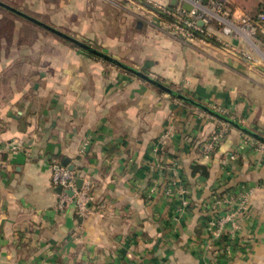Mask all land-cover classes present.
I'll use <instances>...</instances> for the list:
<instances>
[{"label": "crops", "instance_id": "crops-1", "mask_svg": "<svg viewBox=\"0 0 264 264\" xmlns=\"http://www.w3.org/2000/svg\"><path fill=\"white\" fill-rule=\"evenodd\" d=\"M227 10L234 20L256 18L264 0H227ZM255 26L264 47V22ZM224 40L159 35L150 51L125 54L264 136V60L247 41ZM74 54L43 55L23 84L19 70L4 79L13 61L0 55V264H264V144L231 127L206 157L202 144L222 121L95 55ZM66 159L90 183L88 217L56 209L52 166ZM196 164L208 175L193 174ZM250 191L236 232L215 237L209 222L227 208L220 202Z\"/></svg>", "mask_w": 264, "mask_h": 264}, {"label": "rangeland", "instance_id": "rangeland-1", "mask_svg": "<svg viewBox=\"0 0 264 264\" xmlns=\"http://www.w3.org/2000/svg\"><path fill=\"white\" fill-rule=\"evenodd\" d=\"M0 1L101 51H104L124 63L125 61L123 59H129V55L125 54L126 51H140V48L145 52L147 49L150 51L151 47L153 48L157 45L154 44L156 37L159 35L167 36V34H171L174 38L190 43L202 39L222 44L223 41H225L224 39L227 38H233L236 40L242 39L249 43L250 47H247L256 57L260 56V58H263L264 60V47L256 41L255 35L247 31L246 27H243V24L236 22L237 18L235 20L233 19L234 21H229L226 18L229 23L212 19V32L209 33L208 37L197 36L194 39L187 41L183 35L184 32L174 27L173 21L171 19L169 20V17L165 12L166 7L171 6L172 3H167L164 0ZM215 11L217 12L218 10ZM13 14L0 7V20L10 21V24L12 25L15 24L13 27L14 33L11 36V41L8 43L7 38H5V40H2L0 44V55H7L5 56V63L7 64L9 59L13 61L11 64L13 67L5 70V80L14 78L12 77L14 76L13 71L15 74H18V70L20 73H23L20 80L22 84L25 80L34 78L32 77L33 74L36 75V71L42 67L41 59L44 57L43 55H58V58L63 57L62 55H73L74 52L78 54L83 53V55H86L84 52H87L90 53V55H94L91 52L79 48L71 42L52 34L46 29L39 26H33L29 23L25 24V19L19 16L16 17ZM229 19H231V17H229ZM18 20H24V23H19ZM232 23L236 26H233ZM226 30L230 32L227 34ZM139 33L142 35V40H138L139 38H136L140 37ZM134 38L137 39V43H135V45L133 43ZM232 48L236 47L234 46ZM13 58L16 59L15 62ZM1 60L2 57L0 58V63L2 62ZM135 60L136 61L133 63L130 62L131 60L129 59V61H126V64L143 71L141 64H139L140 59L137 58ZM102 63L109 64L103 59ZM178 89L179 88H176L175 90ZM248 89L253 90L252 87ZM180 92L183 93L182 90ZM257 106L262 109V104L261 102L259 103L258 100ZM214 109L218 111L221 110L217 107ZM220 112L227 115L224 111ZM224 125L227 127V132L230 133L231 127L224 122L220 123L219 128ZM216 131L203 142V152H205V147L208 145L211 137L217 133ZM167 139L168 137L166 135L163 136L161 139L162 143L165 144ZM224 141L225 140L223 139L218 144L220 145ZM216 149L217 147H215L210 155L214 153ZM54 166H58V168L62 167L61 164L57 163L54 164ZM75 172L77 173V171ZM68 207L65 208V211Z\"/></svg>", "mask_w": 264, "mask_h": 264}, {"label": "built area", "instance_id": "built-area-1", "mask_svg": "<svg viewBox=\"0 0 264 264\" xmlns=\"http://www.w3.org/2000/svg\"><path fill=\"white\" fill-rule=\"evenodd\" d=\"M174 3L171 6L166 7L165 12L167 16L172 19L174 27L184 32L183 35L187 41L194 39L197 36L208 37L212 32L211 22L212 19L220 21H234L229 19L230 14L227 10V0H173ZM185 6H189L187 9ZM215 10H218L217 12ZM226 18L228 20H226ZM258 20L255 22L254 18L245 16L237 18L236 22L243 24L247 31L251 34H256V26L259 23L264 22V13L256 17ZM233 26H236L232 23ZM230 31L226 30L228 34ZM213 34V33H212ZM206 35V36H204ZM211 37V36H210ZM215 133L208 145L205 147L206 157L210 156V153L219 145L227 132L226 125L220 127ZM52 172V184L54 187H61L62 191L58 194V201L56 209L59 212H65V208L69 205L75 206L77 212L82 217H88L90 215V204L93 201V197L90 194V183L83 181L81 188L77 186L78 174L74 170H70L67 166L53 165ZM69 191L73 194L70 195ZM252 191L241 196L239 201L234 197L227 198L225 201H221V204L226 205L225 211L219 213L216 218L209 222V229L213 235L217 238L222 237L225 233L236 232L237 216L247 207L249 196Z\"/></svg>", "mask_w": 264, "mask_h": 264}, {"label": "water", "instance_id": "water-1", "mask_svg": "<svg viewBox=\"0 0 264 264\" xmlns=\"http://www.w3.org/2000/svg\"><path fill=\"white\" fill-rule=\"evenodd\" d=\"M0 7L4 8L5 10L14 13L15 15L43 28L46 29L47 31L51 32L52 34L68 41L71 42L72 44L76 45L79 48L85 49L86 51L91 52L92 54L96 55L97 57L107 61L108 63L115 65L133 75H135L136 77L144 80L145 82L159 88L161 91L167 93L168 95L175 97L187 104H190L214 117H216L217 119H219L220 121L226 123L227 125H229L230 127L237 129L239 131H241L242 133L256 139L257 141H259L260 143L264 144V136L261 135L260 133H258L257 131L251 129L250 127L246 126L245 124L241 123L240 121H238L237 119L230 117L228 115H226L225 113H221L218 110H215L211 107H208L196 100H194L193 98L183 94L182 92L173 89L172 87H169L167 85H165L164 83H162L161 81H159L158 79L152 77L151 75L137 69L134 68L120 60H118L117 58L109 55L108 53L101 51L71 35H68L62 31H60L59 29L52 27L16 8H13L9 5H7L6 3H3L2 1H0ZM187 9H190L189 6H185ZM63 166H67L70 170H74L75 167L73 165L70 164V160L66 159L63 162ZM83 185V179L79 178L77 180V186L79 188H81ZM62 191L61 187L57 188V192L60 193ZM69 194L72 195L73 193L71 191H69Z\"/></svg>", "mask_w": 264, "mask_h": 264}, {"label": "trees", "instance_id": "trees-1", "mask_svg": "<svg viewBox=\"0 0 264 264\" xmlns=\"http://www.w3.org/2000/svg\"><path fill=\"white\" fill-rule=\"evenodd\" d=\"M11 13V12H10ZM11 14H13V13H11ZM14 16H16V17H18L17 15H15V14H13ZM171 18H169V20H170ZM172 20V19H171ZM254 20H255V22L257 23V19L256 18H254ZM29 24H32L33 26H36V27H38L37 25H35V24H33V23H31V22H28ZM15 25V24H14ZM14 25H12V24H10V21H4V20H2V21H0V26H2L1 27V33H3V35H5V38H7V41L8 42H10L11 41V36L13 35V33H14V29H13V27H14ZM84 52V51H83ZM84 54H86V55H90V53H87V52H84ZM231 116V115H230ZM219 129V127L217 128V130ZM231 129V128H230ZM229 135V133H227L226 135H225V137H224V140L227 138V136ZM219 146V145H218ZM218 146H217V148H218ZM192 171H193V174H196V173H198V172H203V175L204 176H207L208 174H207V170H206V167H203V166H200V165H194L193 167H192ZM79 177H81L80 175H78Z\"/></svg>", "mask_w": 264, "mask_h": 264}]
</instances>
